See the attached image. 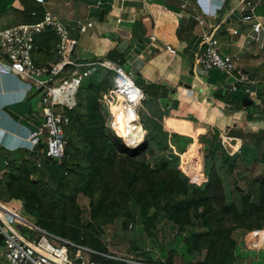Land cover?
Masks as SVG:
<instances>
[{"label":"trees","instance_id":"trees-1","mask_svg":"<svg viewBox=\"0 0 264 264\" xmlns=\"http://www.w3.org/2000/svg\"><path fill=\"white\" fill-rule=\"evenodd\" d=\"M35 42L37 47H45V54L52 56V60V50L58 43L56 31L48 28ZM108 58L120 64L126 62V54L117 50L109 53ZM115 75L114 70L97 64L95 70L83 77L77 106L66 110L69 123L65 129L64 158H45L34 153L35 160L23 156L5 162L0 201L21 202L25 213L38 226L102 253H110L100 238L103 225L124 218L122 224L126 229L140 217L151 234L163 217L188 232L180 240L193 257L199 256V264L241 263L242 258L235 253L238 240L234 232L238 228L246 232L264 228V179L255 180L248 194H241L236 186L228 188L227 175L234 172L240 155L215 142L219 131H214L211 138L204 134L195 137L191 131L168 136L161 128L159 136L149 131L142 145L127 146L107 126L101 102L103 94L114 87ZM240 85L238 91L244 93V85ZM243 95L241 103L246 96ZM226 132L235 142L253 134L264 136V129L255 133L248 130L245 134L244 126H232ZM197 142L203 145L205 153L201 182L180 167V155ZM166 150L169 156L161 154ZM225 166L227 174L221 172ZM56 168L62 173L60 177ZM81 194L90 199L92 206V221L86 229L90 231L86 233L81 227ZM144 254L150 256L149 251ZM92 259L97 264H122L98 254ZM165 264H173L172 259Z\"/></svg>","mask_w":264,"mask_h":264},{"label":"crops","instance_id":"crops-1","mask_svg":"<svg viewBox=\"0 0 264 264\" xmlns=\"http://www.w3.org/2000/svg\"><path fill=\"white\" fill-rule=\"evenodd\" d=\"M241 1L251 2V20H245L237 9ZM45 11L56 16L71 38L78 40L73 56L78 63L110 61L108 54L120 52L121 40L128 41L122 65L140 75L144 83L157 85L154 93L146 85L147 94L137 84L150 99L144 108L158 123L157 136L161 128L169 136L191 131L195 137L210 129L238 144L244 138L235 142L226 134L232 126H244V133L264 129L260 125L264 118V34L258 40L249 38L254 23L264 24V0H47L44 5L34 0H0V29L39 22ZM89 22L93 26L81 34L80 26ZM204 34H213L221 51L236 56L239 66L253 77L255 83L244 85V93L237 90L240 88L227 87L234 84L227 75L196 69L195 55ZM44 51V46L34 51L37 63L53 61ZM29 88L19 76L0 73V154L10 151L11 156L26 157L24 146L29 144L31 131L42 122L38 115L41 105L32 110L28 104L35 97H27ZM230 94L238 108L235 114L232 110L230 114ZM243 94L254 101L250 108L241 103ZM193 144L190 151L200 145Z\"/></svg>","mask_w":264,"mask_h":264},{"label":"built area","instance_id":"built-area-1","mask_svg":"<svg viewBox=\"0 0 264 264\" xmlns=\"http://www.w3.org/2000/svg\"><path fill=\"white\" fill-rule=\"evenodd\" d=\"M37 4L44 5L47 0H34ZM186 4H184V7ZM237 9L242 13L245 20H251L250 1H241ZM200 24H204L201 17H196ZM93 23L81 25L79 30L83 34ZM48 28H53L58 35V43L53 52V61L37 63L34 59L36 50L35 39L43 34ZM238 33V31H235ZM264 34V24L256 22L253 25V33L249 35L252 40H258L260 34ZM156 40V37H152ZM78 40L71 38L68 29L51 12L45 11L43 19L32 24L15 25L0 29V73L4 75H17L21 79L31 81L34 95L43 93L42 103L38 115L42 118L41 124L31 131L28 141L30 143L29 154L39 153L42 157L62 159L65 157L67 141L65 129L69 123L66 110L77 106V92L83 77L95 70L96 65L112 69L116 72L115 85L107 93L103 94L101 102L116 94L117 91L129 96L136 93L138 96L137 108L142 106L145 97L142 89L137 86L133 71L126 70L118 63L104 60L102 62L90 61L84 64L73 59ZM170 52L175 50L168 46ZM195 67L203 71L219 70L225 73L236 84H253V77L239 66L238 58L234 55L223 53L217 46L213 34H204L202 45L195 55ZM87 67L85 71L77 68ZM66 73L70 76L60 78ZM64 73V74H63ZM60 79V80H59ZM57 81L59 82L58 84ZM132 81V83L130 82ZM35 91V92H34ZM106 111V109H105ZM107 121H108V114ZM107 126L111 129L109 124ZM112 130V129H111ZM113 131V130H112ZM40 156V157H41ZM41 161L38 160V166ZM11 217L18 220L27 230L28 236H24L8 220ZM254 230L248 232L243 251H264L263 246L253 242L254 234L263 232ZM0 233L4 235L3 243L0 244V264H97L92 259L95 254L108 259L119 261L122 264H156L143 259L133 257H121L112 253H102L88 246L77 244L68 238L51 233L38 226L34 221L21 215L9 204L0 201ZM70 247H75L74 259L70 255ZM84 252L88 253L87 260H82ZM242 258V257H241ZM76 259V260H75ZM239 264H251L241 259Z\"/></svg>","mask_w":264,"mask_h":264},{"label":"rangeland","instance_id":"rangeland-1","mask_svg":"<svg viewBox=\"0 0 264 264\" xmlns=\"http://www.w3.org/2000/svg\"><path fill=\"white\" fill-rule=\"evenodd\" d=\"M77 69L81 71V68H77ZM68 70L69 69H67L64 73H66ZM223 74L225 77H227L225 73ZM68 76L70 75L66 73L63 76H60V78H65ZM133 78L136 84L141 86L146 92H147L146 85L148 86L149 90L152 89L154 90L153 93L156 91L157 85L151 84L150 82L144 83L143 78L140 75H138L136 72H133ZM26 83L27 85L31 86V89L29 88L26 91V95L27 97H31V95L34 94L32 82L26 81ZM58 83L59 82L57 81L56 84ZM42 97H43V93H38L35 95V97L29 99L30 102L28 104L30 107H32V110H35L39 108L40 105H43ZM109 99L112 100V97L108 96V98H106L104 102L105 109L106 107L109 108V111L106 109L108 117L112 111L111 109L112 103L108 101ZM148 100L150 99L145 97V99L142 102L143 105L138 108L139 118H140V122L143 123V125L146 128H148L152 134L156 135V129H158V123L155 122L152 116H149L148 113H146V110L144 108V103L145 101L147 102ZM229 100L232 103L229 107L230 114H233L236 110L238 111V108L234 107L235 102H234L233 94H230ZM102 105H103V101H102ZM231 110L233 111V113L231 112ZM260 123H261L260 125L264 127V118L263 121ZM214 131L215 130L211 131L209 129V131H207V133H205L204 135H208L211 138L213 137L212 135L214 134ZM255 132L256 131H254V133ZM246 133L247 132H245V134ZM113 134L116 135L114 132ZM225 136L226 135L224 133L222 132L219 133V138H217V141L215 140V142L221 143V145L224 146V148L228 152L232 154L238 153L240 155L239 158H237L234 172L233 173L229 172L227 175V186L229 189H233L236 186L239 192H241V194H248L255 180L264 179V136L261 138V136H254V134L252 135V137L249 135L242 140H238V144L234 142H232L231 144L229 142V139ZM257 141H259L260 146L256 145ZM24 145H26V143ZM24 147L26 150V157L35 160V157L28 153L29 152L28 150L30 148V143ZM171 147L174 148L175 153H178L173 145H171ZM190 148L191 147H189L188 150L185 153H183L184 156H182L183 154L180 155L181 158L180 167L184 170H188L187 173L190 176H192L193 179H195L198 182H201L202 181L201 164L202 166H204L205 163L204 148L202 144L198 145L197 147L198 149L197 148L195 149L194 147V149L190 151L191 150ZM166 151L162 152L161 154L169 156V151L167 152ZM151 156H152L151 154H148L147 157L151 158ZM15 158H19V157L11 156L10 151L8 154H3V153L0 154V180L3 178L2 176L6 172V170H1L3 168H6V164H5L6 159L14 160ZM226 168H227L226 166L223 167L221 172L227 174L228 170ZM55 173L59 177L62 175L59 168L55 169ZM36 177L37 176H34V178ZM10 203L11 204L9 205L11 207H13L16 210H20L21 215L33 221V219L25 213L21 202L12 200V202ZM78 203L80 204L79 206L83 211L81 214L82 231L86 233L90 231V230L86 231V229H88L89 224L92 221L91 219L92 206L89 204L90 199L82 194L78 198ZM8 220L24 236L26 237L28 236L27 230L18 220H14L11 217H8ZM123 221L124 218H117L114 222L107 223L102 227L100 238L103 241V243L107 246L109 252L112 253L113 255L121 256V257H133L135 259H143V260L148 259L149 261L153 260L152 262L156 264H165L169 258L172 259L173 264L200 263L199 256L193 257L189 253V251L184 247L182 241L180 240L181 239L180 236L183 235V237H186L188 235V232L182 230L179 225L174 224L171 221L167 220L166 218L161 217V219H158L156 225L152 228L151 234H148L140 217L137 218L135 221H131L128 225V228L126 229L123 227L122 224ZM96 228L98 227L96 226ZM245 233L248 232H246V230L243 228H238L234 232V236L238 240V245L235 251L236 255L240 256V258L242 257V259H245L248 263L251 264H264L263 250L261 251L242 250V247L244 246V242L246 240ZM261 236H264V231L257 232L256 234H254L255 239H253V242L256 243L257 245L263 246L264 241ZM147 251H149L150 256L144 254ZM75 252H76V248L70 247V255L73 259ZM88 257H89L88 253L84 252L82 260L85 261L87 260Z\"/></svg>","mask_w":264,"mask_h":264},{"label":"bare ground","instance_id":"bare-ground-1","mask_svg":"<svg viewBox=\"0 0 264 264\" xmlns=\"http://www.w3.org/2000/svg\"><path fill=\"white\" fill-rule=\"evenodd\" d=\"M130 82L132 83V81ZM138 96L140 94L131 93L127 96L125 93L117 91L116 94L111 96L112 100H108L112 103V111L108 118V124L113 132L132 148L142 145L147 139V132L143 128L139 118L137 108ZM261 237L264 240V236Z\"/></svg>","mask_w":264,"mask_h":264},{"label":"water","instance_id":"water-1","mask_svg":"<svg viewBox=\"0 0 264 264\" xmlns=\"http://www.w3.org/2000/svg\"><path fill=\"white\" fill-rule=\"evenodd\" d=\"M116 36L119 37L118 34H116ZM128 45H129L128 41H126V40H121V42L119 43V46H118L120 52H121V53H124V52L126 51ZM240 86H241V85L238 84V83L227 85V87H229V88H231V89H233L234 87H236V88H240ZM253 103H254V101H253L251 98H249V97H244V99H243V105H244L245 107H247V106H249V105H252ZM3 240H4V235L0 233V244L3 243Z\"/></svg>","mask_w":264,"mask_h":264}]
</instances>
